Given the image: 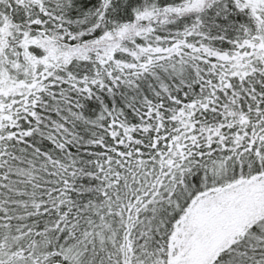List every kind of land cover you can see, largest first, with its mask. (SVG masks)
Listing matches in <instances>:
<instances>
[{
	"label": "snow or ice",
	"instance_id": "1",
	"mask_svg": "<svg viewBox=\"0 0 264 264\" xmlns=\"http://www.w3.org/2000/svg\"><path fill=\"white\" fill-rule=\"evenodd\" d=\"M0 264H264V0H0Z\"/></svg>",
	"mask_w": 264,
	"mask_h": 264
}]
</instances>
